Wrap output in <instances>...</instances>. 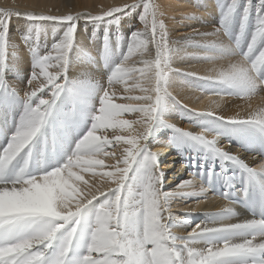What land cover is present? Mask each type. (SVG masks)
Masks as SVG:
<instances>
[{"label": "snow or ice", "instance_id": "snow-or-ice-1", "mask_svg": "<svg viewBox=\"0 0 264 264\" xmlns=\"http://www.w3.org/2000/svg\"><path fill=\"white\" fill-rule=\"evenodd\" d=\"M190 8L177 23L191 31L176 39L153 0H131L99 14L0 8V108L19 109L11 132L0 133L7 136L0 147V264H264V215L238 218L227 173L229 166L238 168L244 201L255 197L264 206V159L251 167L239 148L234 152L220 146L217 132L184 130L168 119L172 111L182 117L195 113L264 138V106L249 104L243 115L225 116L211 108L197 112L169 91L174 81L195 77L213 85L200 90L218 98L210 97L217 109L225 97L251 100L264 92V10L257 8L249 27L252 0H244L243 8L241 0ZM211 12L219 23L208 30L203 22ZM132 15L142 28L130 34L126 51L109 66L103 82L85 86L71 80L79 22L119 27ZM237 15L239 28L233 31ZM13 19L23 22L15 38ZM197 23L201 27L193 26ZM46 27L53 36L41 47ZM22 56L30 58L31 70L21 86L8 76ZM189 58L214 65L212 72L200 76L173 67ZM90 96L96 100L90 127L65 160L51 169L30 170L34 152L44 159L54 151L57 129L76 124L77 109ZM126 115L136 118L124 119ZM136 125L140 130L135 134H124ZM160 127L175 129L195 151L211 154L207 182L201 164L199 174L190 171V179L166 189L169 166L160 163L163 152L152 150ZM216 159L225 182L218 195L228 204L206 213L213 219L193 226L191 211L175 214L173 201L206 198ZM192 164L195 169V157ZM197 185L198 190L189 191Z\"/></svg>", "mask_w": 264, "mask_h": 264}, {"label": "bare ground", "instance_id": "bare-ground-1", "mask_svg": "<svg viewBox=\"0 0 264 264\" xmlns=\"http://www.w3.org/2000/svg\"><path fill=\"white\" fill-rule=\"evenodd\" d=\"M131 0H0V8L19 9L21 11H33L44 14H67L69 12H99L107 7L120 6L124 3H130ZM158 5L171 31V38L176 39L190 32L191 26L182 28L177 22L181 18V14L190 11V4L212 6L215 0H153ZM244 0H241V8H243ZM264 10V0H252L251 17L249 19V27L252 20L256 17L257 8ZM219 23V16L215 12L205 18L203 26L211 30V28ZM201 27L200 23L193 25ZM142 28L135 15L128 16L120 22L119 27L105 25L102 23L86 22L81 20L77 27V47L73 49V63L69 68V78L85 86L103 82L108 74L110 65L115 64L124 54L128 46V38L136 29ZM239 28V15L233 25V31ZM203 30V29H201ZM23 31V22H17L13 19L12 35L15 38ZM107 33V45L105 44V36ZM53 36L51 27H46L40 35V45L50 42ZM226 39V38H225ZM139 59V57H136ZM29 66L24 68L23 66ZM173 67L181 68L185 71H194L198 75L203 76L210 74L214 65L197 60L186 59L184 61L177 60ZM218 67V65L216 66ZM31 70V60L29 57L22 56L15 71H10L8 79L15 84H23L26 80L28 72ZM200 88L212 89L213 85L205 81H198L195 77H189L184 82L176 80L173 82L169 91L181 102L187 105L188 108L194 109L197 112L207 111L210 108L217 114L225 116L235 115L237 112L244 114L249 106L256 108L264 106V92L259 93L251 100H242L236 97H225L220 108H214L211 105V99H218L212 93H202ZM89 103L82 104L78 107V120L70 128L57 129V145L54 151H49L44 159H41L38 152L30 161L29 169L38 172L42 167L52 168V166L62 163L66 154L70 153L74 147L76 140L86 134L90 127V108L96 102L94 96L89 97ZM116 102H121L117 100ZM59 103V102H58ZM67 103V101H65ZM63 107V105H62ZM18 108H0V133L4 130L11 132L18 118ZM124 119H134V115H126ZM168 119L176 127L188 131H200V127L209 128L219 134V143L223 148H232L235 152L239 148V155L250 163L251 167H256L264 159V138L254 130L246 132L238 131L233 126L216 122L211 117H205L191 113L182 117L177 111H172L168 115ZM196 127H194V126ZM135 130H140V126H134V130L125 131L124 134H135ZM211 138V137H209ZM153 141V151H161L164 153L160 157V163L168 165L165 169V177L171 183L166 184V189H171L179 184L181 180L190 179L188 172L195 170L200 173L201 164L204 168L205 182L208 181L207 171L213 165V157L210 153L195 151L192 147V142L180 132L168 127H160L156 130ZM7 142V136L0 134V147H3ZM170 142V143H166ZM193 157H195V169H193ZM171 158V159H169ZM254 161V163H252ZM111 161H106L110 163ZM186 165L182 169V166ZM221 169V165L216 159L214 164V172L210 182V191L206 198L201 197L198 200L193 198L188 201L177 199L173 201V212L183 216L186 211H191V225L213 219L212 216L206 213L216 212L221 210L228 201L221 198L218 194L224 191L225 182L222 176L216 170ZM227 173L231 179L230 198L235 202V211L238 218L249 217L256 215V210L259 201L253 197L252 200L245 202L241 193L242 180L241 172L238 168L229 166ZM234 174V175H233ZM88 177L86 176V179ZM199 185L196 186L198 190ZM255 204V208L253 205ZM257 216V215H256ZM179 228L185 230L184 225H179Z\"/></svg>", "mask_w": 264, "mask_h": 264}, {"label": "rangeland", "instance_id": "rangeland-1", "mask_svg": "<svg viewBox=\"0 0 264 264\" xmlns=\"http://www.w3.org/2000/svg\"><path fill=\"white\" fill-rule=\"evenodd\" d=\"M28 67H29V66L25 65V66H23V69H24V68H28ZM219 171H220V169H217V170H216L217 173H218Z\"/></svg>", "mask_w": 264, "mask_h": 264}]
</instances>
